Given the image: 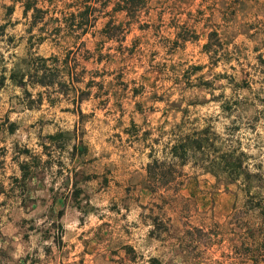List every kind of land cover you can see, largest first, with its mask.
<instances>
[{"label":"rangeland","instance_id":"1","mask_svg":"<svg viewBox=\"0 0 264 264\" xmlns=\"http://www.w3.org/2000/svg\"><path fill=\"white\" fill-rule=\"evenodd\" d=\"M26 1L0 0V264H264L236 183L191 159L147 188L206 126L264 184V0Z\"/></svg>","mask_w":264,"mask_h":264},{"label":"trees","instance_id":"2","mask_svg":"<svg viewBox=\"0 0 264 264\" xmlns=\"http://www.w3.org/2000/svg\"><path fill=\"white\" fill-rule=\"evenodd\" d=\"M36 1L38 0H27L25 12H28L32 7L38 9L35 4ZM94 12L95 8L87 4L81 11V15L86 18V22L84 25L81 23L80 27H83L85 33L94 25ZM54 58L57 61L59 60L58 57ZM41 59L46 62L49 58ZM43 67L44 73L41 76H35L38 77L36 79H39L36 80V83L42 85L52 84L53 79L50 81L46 80L48 71L52 70V68H49L46 63ZM66 72L65 66L61 68L58 65L54 75L60 82H65ZM178 126L180 127L181 125L178 124ZM213 135L215 134L209 126L202 129L194 128L185 132L181 131L176 134L174 143L165 151L166 155L164 158L157 157L152 151L150 154L152 160L147 165V175L150 178L147 188L152 192H158L162 188H171V183L183 175L180 167L185 166L191 159H194L193 161L196 165L212 173L217 180L227 179L231 184L236 183L238 191H241L248 200L256 199L257 203L250 208L251 214L258 215V213H261L264 215L262 174L249 168V165L245 163V155L243 153L236 149H223L217 146L218 140ZM24 168L25 172L28 168L26 166ZM248 229L252 232V245H258L260 238L256 234L257 231L261 232V230H264V221L250 224ZM261 233L264 236V232L262 231Z\"/></svg>","mask_w":264,"mask_h":264}]
</instances>
